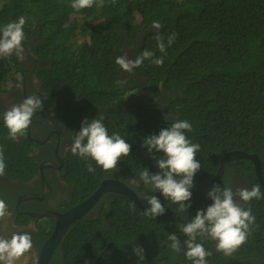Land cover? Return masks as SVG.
<instances>
[{"label": "trees", "instance_id": "16d2710c", "mask_svg": "<svg viewBox=\"0 0 264 264\" xmlns=\"http://www.w3.org/2000/svg\"><path fill=\"white\" fill-rule=\"evenodd\" d=\"M71 3L0 0V27L24 16L23 47L37 57L29 60L38 65V93L28 78L25 83L27 96H39L43 108L32 120L40 119L45 133L55 130L65 138L75 136L83 121L101 119L108 134H119L131 151L121 157L117 168L105 171L91 158L81 159L68 150L60 171L61 180L72 188L68 199L58 200L57 184L43 172L50 196L43 202L23 201L21 210L50 209L48 204L56 202L58 209L51 210L64 212L88 198L105 179L129 185L148 204L154 191L139 179L140 172L148 169L143 141L177 120L192 125L186 136L200 145L196 159L203 180L216 174L225 154L243 151L259 157L264 184V0H104L103 6L93 4L80 11L72 9ZM155 20L162 24L159 31L166 45L163 64L145 60L132 74L123 72L115 63L120 55L135 59L145 49L153 51L154 57L162 55L156 30L151 27ZM172 33L176 39L168 46ZM11 59L0 58V91L8 82L5 65ZM2 111L0 106V146L6 163L2 177L16 186L0 184V199L8 205L15 228H26L33 221L36 229L0 230V237L28 232L33 242L28 253L37 256L52 231L53 220L17 214L15 203L19 196L38 195L23 185L39 177L43 158L33 156L35 144L25 134L16 140L9 137ZM52 139L53 150L57 134ZM162 158L157 155L151 160L156 163ZM87 165L95 171L89 172ZM39 179L41 188V175ZM233 180L241 189L260 185L254 165L247 159L225 164L223 187ZM212 187H200L194 177L191 200L185 202L190 204L187 211H178L177 204L165 199V213L155 219L127 197L105 193L69 227L49 264H192L185 256L188 237L180 229L197 210L211 205L207 193ZM261 193L260 199L248 204L238 201L251 208L256 220L246 243L232 256L217 251L210 238L197 237L196 242L211 253L208 264H264L262 187ZM0 226L14 229L7 220L0 221ZM170 233L181 242L179 253L169 247Z\"/></svg>", "mask_w": 264, "mask_h": 264}, {"label": "clouds", "instance_id": "9594fccd", "mask_svg": "<svg viewBox=\"0 0 264 264\" xmlns=\"http://www.w3.org/2000/svg\"><path fill=\"white\" fill-rule=\"evenodd\" d=\"M93 4L103 6L104 0H72L71 7L75 11H80L91 8ZM25 23L26 18L20 16L18 20L0 27V57H9L14 54L21 61L26 58L22 43L25 40ZM151 27L156 30L157 48L162 55L154 57V52L147 49L135 59H129L127 54L120 55L116 58L115 63L123 72L132 74L135 69L142 66L145 60H150L157 66L163 64L166 45L159 31L162 24L159 20H155ZM175 39L176 33L169 35L167 45L171 46ZM34 65L37 64L34 63ZM23 71L32 75L34 81L40 85L35 78V69L27 68ZM13 75L19 76V70ZM20 80V84L13 87L11 79L8 77V83L11 84L9 89H16L17 86L22 87L23 78ZM14 81L16 82L15 78ZM33 89L37 93V88ZM42 108V99L37 95H30L20 104L13 105L7 110L3 115V122L8 129L9 137L13 140L22 137L25 130L31 125L34 114ZM190 131H192V125L187 120H177L170 126L161 129L158 135H150L143 141V146L147 148L148 152L162 151L165 158L156 161L160 172L150 174L149 170L145 169L139 174L140 181L145 186H150L152 191L158 190L166 199L177 204L179 206L177 210L180 212L187 211L190 207V204L185 202L191 200L193 178L201 168L200 161L196 159L200 145L187 138L186 133ZM70 150L73 155L79 156L81 159L91 158L96 165L109 171L117 168L118 161L122 156H129L131 146L119 134L109 135L101 119H92L82 122L80 130L73 137ZM5 169L4 149L0 146V176L5 174ZM87 170L95 171L91 165H87ZM177 177L181 178L177 179ZM261 195L260 185H254L251 189H237L236 192H233L231 188L221 189V187L213 185L207 193L208 198L212 201L211 205L206 209L197 210L195 217L180 229L188 237L184 241L187 249L186 258L191 260L192 264H208L206 258L211 253L201 243L196 242L198 236L210 238L216 242L217 251L222 252L225 256H232L246 243L250 228L256 220L251 208L242 207L238 201L248 204L253 199H260ZM234 196H238L239 199L234 200ZM147 203L150 207L143 211L145 215L155 219L165 213L164 205L155 195L148 197ZM8 216H10L8 205L0 199V221L5 220ZM167 240L171 242L169 247L172 251L176 253L181 251V242L175 233H170ZM32 246V236L28 232L13 233L10 238L0 237V261L3 264H15V261L29 252Z\"/></svg>", "mask_w": 264, "mask_h": 264}, {"label": "water", "instance_id": "95a60500", "mask_svg": "<svg viewBox=\"0 0 264 264\" xmlns=\"http://www.w3.org/2000/svg\"><path fill=\"white\" fill-rule=\"evenodd\" d=\"M50 137V136H49ZM58 149V147H57ZM157 155H163V152H156L153 150V152H148L146 150L144 152V160L146 161V164L148 166L150 174H155L160 172V169L157 167L156 163H154L151 160V157L157 156ZM236 159H247L250 160L253 165L256 172L257 179L264 190V184L261 179V163L259 160V157L255 154H247L243 151H232L225 154L222 158H220V165L218 167V171L216 174L209 180H203L201 178L200 171H198L194 177L196 178L198 185L203 188H210L213 185H219L222 189L224 188L221 182V178L224 172V166L227 162L236 160ZM60 164L62 165L63 162L58 159ZM49 167H56L57 164L55 162H43L40 164V175H41V188L40 193L37 196L32 195H23L16 198V212L18 214L26 215L28 217L38 219V218H46L50 217L53 220V228L48 236V238L45 240L43 245L40 248V251L36 257L35 264H49L55 250L59 246L60 242L64 238L67 230L69 227L77 220L81 219L84 215H86L99 201V199L105 194V193H115L122 196L127 197L129 200H131L134 205L140 209L142 212L146 210V208L150 207L148 204H144L141 199L138 197V195L135 193V191L127 184L115 180V179H105L101 182L99 188L93 192L88 198L83 200L82 202L74 205L73 207L69 208L68 210L64 212H58L54 210H40L35 212L30 211H24L20 209V204L23 201H43L46 199L50 194V187L49 184L44 176L43 169L49 168ZM154 195L159 198L160 202L162 203L166 198L161 195V193L157 190L154 191Z\"/></svg>", "mask_w": 264, "mask_h": 264}, {"label": "flooded vegetation", "instance_id": "af4514ba", "mask_svg": "<svg viewBox=\"0 0 264 264\" xmlns=\"http://www.w3.org/2000/svg\"><path fill=\"white\" fill-rule=\"evenodd\" d=\"M22 43H24V41ZM25 51H26V56H25L26 58L23 61L16 59V62H14V63H17L19 66H22V65L29 66V68H33V69L37 70L38 65L34 66V63H32L29 60V58H32L33 60H36L37 58L32 54V52L30 53V50L28 48L25 49ZM129 59H132V58L129 57ZM19 76H20V78H23V81H24L22 87L17 86L16 89L12 88V89L7 90L6 92L2 91L0 93V106H1V108H3V111L1 113L2 117H3L4 113L7 110H9L13 105L20 104L27 97V94H26L27 88H26V83H25L27 81L26 78L29 79L28 81H31L30 84L33 86L31 88L36 87L37 93H38L39 85H38V83H36L34 81L32 75L24 73L23 70H19ZM27 76H29V77H27ZM40 123H41L40 119L32 120L31 125L25 130L24 134H25L27 140H30L35 144V150H34L35 152L33 155V156H35V158H38V159H40V157L43 158L42 163L47 162V161H50V162L52 161V162H55L57 164V168L56 167L44 168L43 172H45L47 174L49 179L54 180L55 183L57 184L55 194H56V197L58 198V200H59V198H60V200H66V199H68L69 195H71L72 188L70 186H68L66 183H64L63 180H61L60 171L63 169V166H64V160H62L63 156L67 153L68 150L71 149L74 134L72 133V135L65 136V138H63L55 130H51V131L47 130V133H45L44 128L42 125H40ZM47 124L49 125L50 122L48 121ZM54 134H57V141L54 144L53 150H52L51 149V146L53 144L52 137ZM63 134H65V135L67 134L65 130L63 131ZM22 137H19V138H22ZM57 147H58V149H57ZM51 152H53L52 155L50 154ZM49 154L51 156H49ZM60 154H61V156H60ZM58 159H60L63 162L62 165L60 164ZM39 178H40V167H39V177H35L30 182H28L24 185L22 184V185L29 188V189H33L32 191L35 193L38 192V195H39V193H40V187H39L40 179ZM234 181L235 180H233L230 183V186H228L227 188H231L233 190V192H236V190L238 189V187L240 185H233ZM0 184L3 187L16 186V183H12L10 180L3 178L2 176H0ZM239 189H241V188L239 187ZM48 197L46 199H48ZM46 199H44V200H46ZM233 199L238 200L239 197L234 196ZM56 204H57L56 202H51V204H48V207L50 208L49 210L55 209V208L58 209V206ZM38 211H40V210H38ZM5 220L9 221L14 229L5 228L3 226H0L1 232L3 230L4 231L14 230L15 232H19L22 230H29V229H32L31 225L34 223L32 221L30 223V225L26 228H22V227L15 228L12 224L13 216L11 213H10V216H8ZM5 220H3L2 223H5ZM34 256L37 257L36 254H34Z\"/></svg>", "mask_w": 264, "mask_h": 264}, {"label": "rangeland", "instance_id": "374dc122", "mask_svg": "<svg viewBox=\"0 0 264 264\" xmlns=\"http://www.w3.org/2000/svg\"><path fill=\"white\" fill-rule=\"evenodd\" d=\"M25 56H26V51H25ZM3 58V57H0ZM8 58H12V62L11 64L5 65V70L8 72V76L11 79V84L14 87L15 85L20 84V77L18 75H13L14 73H16L18 70H23V69H27L29 68V66H19L16 62V59H18L14 54L12 56H9ZM13 75V76H12ZM14 78L16 80V82L14 81ZM10 83H6L4 85L1 86V91L0 93L3 91L4 88H6V90H9V88L11 87ZM26 94L28 95V93L26 92ZM32 229H36V224L33 223L31 225ZM36 261V257L31 254V253H25L24 256H22L19 260L15 261V264H35ZM0 264H3L2 261H0Z\"/></svg>", "mask_w": 264, "mask_h": 264}]
</instances>
